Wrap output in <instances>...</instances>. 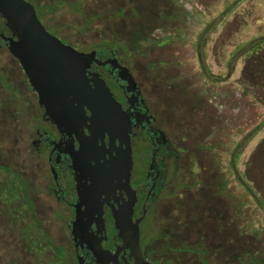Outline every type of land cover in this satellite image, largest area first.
<instances>
[{"label":"flooded vegetation","instance_id":"flooded-vegetation-1","mask_svg":"<svg viewBox=\"0 0 264 264\" xmlns=\"http://www.w3.org/2000/svg\"><path fill=\"white\" fill-rule=\"evenodd\" d=\"M45 5L36 3L38 8L34 7L38 18L37 9L55 34L42 24L45 29L64 46L90 58L86 77L91 91L55 102L48 113L20 62L10 52L9 42L2 37L9 38L12 32L1 16L0 53L9 56L13 69L9 72L14 74V81L0 72V77L6 76L0 86L9 90L3 107L12 110L14 121L21 120L18 141L26 160L19 171L30 188L35 208L42 202V195L51 204L48 206L55 220L52 229L57 227L61 236L58 244L64 252L63 264H184L185 254L199 255L201 264H210L216 263V252L219 256L227 252L230 256L240 255L242 259L234 260L244 263V246L241 245L242 253L232 250V245L244 238L238 220L227 214L228 208L217 211L216 205L211 204L224 184H219V190L209 184V179L215 182L214 169L205 167L206 158L198 159L203 146L195 143L201 136L198 121L200 109L204 112V108L199 102L190 109L165 102L158 109L151 102L132 66L138 44L145 38L143 31H134L125 41H114L101 33L97 38H88L86 30L78 38L70 26L57 23L56 11L47 13ZM207 71L208 77L216 81L217 75ZM101 81L115 102L100 96L97 83L100 85ZM208 113H212L215 122V135L224 126L225 113L218 109L205 115ZM121 139L127 140L128 145ZM189 140L192 145L186 144ZM206 145L210 147L211 143ZM232 170L244 190V175L237 165ZM133 191L136 202L131 219L134 231L139 228L141 257L130 243H125L117 226V218L128 210ZM175 197L176 209L170 201ZM34 216L35 220H31V215L20 216L18 230L28 229L33 223L32 230L28 229L29 240L36 247H30L16 232L30 257L29 264H48L51 260L59 264L55 260L56 246L49 239L51 232L43 226L37 211ZM218 223L229 228L230 235L225 238L230 247H217L210 242L211 238L217 241ZM42 229L50 252L45 260L38 251V233ZM226 232L220 231L221 236ZM185 233L198 238L188 245Z\"/></svg>","mask_w":264,"mask_h":264},{"label":"rangeland","instance_id":"rangeland-1","mask_svg":"<svg viewBox=\"0 0 264 264\" xmlns=\"http://www.w3.org/2000/svg\"><path fill=\"white\" fill-rule=\"evenodd\" d=\"M26 1L35 6L36 3H57L56 22L63 27L70 26L78 38L82 37L83 30L87 31L88 38H97L101 33L114 41H125L134 31L144 32L145 38L139 42L132 61L138 82L158 109L165 102L185 109L199 102L204 108V112L200 109L198 121L201 136L195 143L203 146L198 151V159L206 158L205 167L214 169L215 182L209 179V184L213 187L215 184L218 190L219 184H224L211 204L216 205L217 211L228 208L227 214L235 215L239 229L244 231V238L238 239L232 250L242 253L243 245L257 255L248 264H264V213L258 205V197L264 201V0ZM230 8H233L231 12L224 15ZM37 10L42 24L55 34ZM1 22L0 18V25ZM9 62V56L1 52L0 72L7 73L13 82ZM207 70L217 75L216 81L208 77ZM2 77L3 81L6 76ZM15 87L19 85L15 83ZM8 95L9 90L0 86V161L19 170L26 160L18 141L21 120L14 121L12 110L3 107ZM213 109L225 113L226 117L222 121L224 126L215 135L212 113L205 115ZM217 121L219 126L220 119ZM192 142L189 140L186 144L192 145ZM208 142L210 147L206 145ZM236 165L244 175V190L232 170ZM44 198L42 195L43 203L40 202L36 211L43 226L51 232L49 239L57 253L55 260L63 264L64 252L58 244L61 236L57 227L52 229L55 220L48 206L51 204ZM170 201L176 209L177 198ZM5 222L0 214V264H29V255L17 240V231ZM33 226L31 223L29 228L32 230ZM223 230L227 231L225 236L220 234ZM18 234L23 241L31 235L27 228L19 229ZM229 235L226 224L218 223L217 241L211 238L210 242L217 247L221 244L230 247L225 238ZM38 236V243H44L38 249L40 257L44 254L47 258L50 252L43 229ZM197 238L195 234H184L188 245ZM32 245L36 247V243ZM216 253V263L210 264H241L234 260L240 255ZM201 263L199 255H184V264ZM48 264H53V260Z\"/></svg>","mask_w":264,"mask_h":264},{"label":"water","instance_id":"water-1","mask_svg":"<svg viewBox=\"0 0 264 264\" xmlns=\"http://www.w3.org/2000/svg\"><path fill=\"white\" fill-rule=\"evenodd\" d=\"M0 16L12 32L11 37H2L9 42L10 52L20 62L48 113L55 102L68 101L72 94L91 91L86 77L90 58L64 46L58 38L51 35L39 20L32 3L26 0H0ZM97 86L100 88V96L104 95L106 99L115 102L103 81L100 85L97 83ZM121 141L128 145L127 140ZM128 186L130 189L129 184ZM135 202L136 195L133 191L126 207L128 210L121 218H117V226L125 243H130L132 250L141 257L139 228L137 226L134 231L131 219Z\"/></svg>","mask_w":264,"mask_h":264},{"label":"trees","instance_id":"trees-1","mask_svg":"<svg viewBox=\"0 0 264 264\" xmlns=\"http://www.w3.org/2000/svg\"><path fill=\"white\" fill-rule=\"evenodd\" d=\"M35 1V0H33ZM36 3V1H35ZM45 7L48 9L47 13H54L57 9V5L52 3H46ZM233 8H230L224 13L227 15ZM136 15L139 16L138 12ZM202 57H204L202 55ZM2 77L0 78V83ZM5 86V84H4ZM263 126V125H262ZM261 127V126H260ZM258 196V195H257ZM25 199V200H24ZM24 200V202H23ZM260 201L258 203L262 213H264V201L258 197ZM0 214L6 219V224H9L13 230L17 231L23 215H31V220H35L36 208L31 200L30 188L22 177L20 171L12 164H3L0 161ZM29 227V225H28ZM29 229V228H28ZM27 242L32 245V239H27ZM46 242V239L44 240ZM44 247V243H39ZM249 244V243H248ZM247 244V246H248ZM244 263L248 264L255 261L257 258L256 253L244 249ZM45 255L43 254L42 258Z\"/></svg>","mask_w":264,"mask_h":264}]
</instances>
